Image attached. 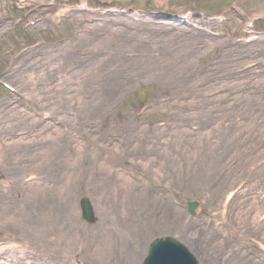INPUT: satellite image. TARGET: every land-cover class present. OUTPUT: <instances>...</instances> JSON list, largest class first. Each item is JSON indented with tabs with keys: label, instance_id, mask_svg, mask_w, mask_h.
Returning a JSON list of instances; mask_svg holds the SVG:
<instances>
[{
	"label": "rangeland",
	"instance_id": "374dc122",
	"mask_svg": "<svg viewBox=\"0 0 264 264\" xmlns=\"http://www.w3.org/2000/svg\"><path fill=\"white\" fill-rule=\"evenodd\" d=\"M0 82V264H264V0H0Z\"/></svg>",
	"mask_w": 264,
	"mask_h": 264
},
{
	"label": "water",
	"instance_id": "95a60500",
	"mask_svg": "<svg viewBox=\"0 0 264 264\" xmlns=\"http://www.w3.org/2000/svg\"><path fill=\"white\" fill-rule=\"evenodd\" d=\"M83 212L87 219L91 217L90 207L86 200L81 202ZM190 213L194 214L197 203H188ZM145 264H194L185 250L175 241L166 239L162 242H156L152 245L149 256Z\"/></svg>",
	"mask_w": 264,
	"mask_h": 264
},
{
	"label": "bare ground",
	"instance_id": "6f19581e",
	"mask_svg": "<svg viewBox=\"0 0 264 264\" xmlns=\"http://www.w3.org/2000/svg\"><path fill=\"white\" fill-rule=\"evenodd\" d=\"M122 216H125V213H122L121 214V216H120L121 219H122ZM5 223L6 224H9L10 223V220L5 219ZM121 223H122V225L124 224V222H121ZM36 224H37V226H41V225H45L46 226V225H49L53 229L55 227V226H52L53 223L51 222V220L49 218H47V216H44L43 219L38 220ZM8 227H6V228L8 229ZM58 231H59V234H58L59 235L58 236L59 237V240L62 241V236H61V231L62 230L58 229ZM63 240H65V238H63ZM106 241L107 240L105 238V233H104V231H102V233H101V239L98 238V244L95 245L93 247V249H92L93 255L96 257V259H98V261H97L98 264H105L103 255L105 253V250H107L106 249V245H107V242ZM130 262H131V259L127 260L125 263L126 264H130Z\"/></svg>",
	"mask_w": 264,
	"mask_h": 264
}]
</instances>
